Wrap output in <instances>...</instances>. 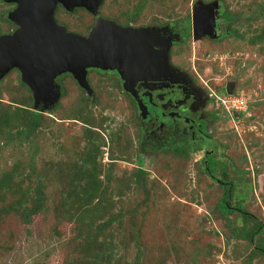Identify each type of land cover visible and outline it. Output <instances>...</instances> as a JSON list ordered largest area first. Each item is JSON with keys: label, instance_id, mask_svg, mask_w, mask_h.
<instances>
[{"label": "rangeland", "instance_id": "1", "mask_svg": "<svg viewBox=\"0 0 264 264\" xmlns=\"http://www.w3.org/2000/svg\"><path fill=\"white\" fill-rule=\"evenodd\" d=\"M197 3L216 5L222 34L184 30ZM7 9L0 0V35L13 29ZM98 14L177 33L169 64L210 98L212 140L199 148L213 150L211 173L171 134L146 142L129 97L93 71V99L60 76L56 106L17 138L35 110L12 70L0 80V180L13 174L19 190L0 187V264H264V0H103ZM54 17L81 37L94 25L84 8ZM27 189L26 207L41 209L25 221L16 204Z\"/></svg>", "mask_w": 264, "mask_h": 264}, {"label": "water", "instance_id": "2", "mask_svg": "<svg viewBox=\"0 0 264 264\" xmlns=\"http://www.w3.org/2000/svg\"><path fill=\"white\" fill-rule=\"evenodd\" d=\"M3 1L17 3L9 18L18 29L11 35H0V80L10 70L17 69L22 83L32 93L36 111H48L56 106L61 87L55 80L63 74L71 75L92 98L86 78L88 69L117 70L125 79V72L129 70L126 65L152 56V42L157 33L153 27L123 28L113 21L97 17L88 36L81 37L66 32L54 21L57 3L68 11L81 7L97 16L103 0ZM215 19V4H195L191 15L193 38L213 36ZM168 50L169 44L155 55L157 59L153 62L159 63L163 70L175 73L166 64Z\"/></svg>", "mask_w": 264, "mask_h": 264}, {"label": "flooded vegetation", "instance_id": "3", "mask_svg": "<svg viewBox=\"0 0 264 264\" xmlns=\"http://www.w3.org/2000/svg\"><path fill=\"white\" fill-rule=\"evenodd\" d=\"M1 1L8 7L7 20L13 25V29L9 33L3 35H11L18 29V26L9 18V15L16 10L17 3L6 2L3 0ZM58 7L66 10L61 4L57 3L53 18L57 25L63 27L58 22H56L54 17ZM75 8L78 7H74L71 11H73ZM97 17L105 19L102 18L97 12V16H94V24ZM219 19L220 18L216 14L214 34L217 36L222 34V28L225 27V22L222 23L219 21ZM188 22L192 24L191 18L186 20L183 26L184 30L188 28ZM119 26L123 28L127 27L123 25ZM153 28L157 29V33H155L156 37L152 42V56H148V58L146 57L142 60V62H139L141 65L139 63L126 65L129 70L125 72L127 73L125 75V79L123 78V75L121 76L120 73L117 72V70L110 69H88L87 76L90 71H93L101 75H109L114 79L113 81L115 85L120 88L131 100L132 106L134 107L135 123L137 126H139L146 142H148L149 139H169L168 134H171L170 136L177 139L173 142L191 145L193 147L195 146L196 150L199 149L203 152V155L213 157V150H202L199 148V146L203 143H210L212 140L207 132V114L204 113L203 110V108L206 106H208L206 107L207 112L208 108L210 109V98L204 94V91H202V89H200L197 84H195L192 80H189L180 69L174 68L169 64V52L173 48L174 41L179 38L177 33L173 32L172 28L168 26H159ZM167 44H169V50L166 64L169 68L171 67L175 73H171L169 71L167 72L159 67V63L153 62V59H157L155 55H159L162 52L164 46ZM142 64L144 67H140ZM59 77H57L56 80ZM56 80L55 83L58 84ZM209 115L210 119H213L211 118L212 114ZM162 142L163 141H161V143ZM194 153L195 151L193 154Z\"/></svg>", "mask_w": 264, "mask_h": 264}, {"label": "trees", "instance_id": "4", "mask_svg": "<svg viewBox=\"0 0 264 264\" xmlns=\"http://www.w3.org/2000/svg\"><path fill=\"white\" fill-rule=\"evenodd\" d=\"M23 85L26 86L24 83H23ZM43 112H47V111H43ZM24 113L27 114L26 123L24 125V128L21 129V130H16L14 132V135L16 134L17 138L22 137V139L27 140V139H30V135H32V133L36 129V126L39 124L41 114L38 111H36V110L35 111L24 110ZM3 118H4L3 114H0V126L2 125L1 124V119L3 121ZM7 121L8 120H5V122H7ZM201 153H203V152L198 149V150L195 151L194 155H200L201 156ZM202 158H203V161H204L203 165H204L205 172L207 174H210L211 173V169H212L211 168V163L213 162V157L212 156H208V155H203V156H201V159ZM13 177H14L13 174H10V173L6 174L4 176V178L0 180V187H5V185H6V186H8V189H7L8 191L13 190L14 188L19 190V187H17V185H15V184L12 185ZM40 189H41L40 187H37V188H34L33 190L40 191ZM30 190L31 189L25 190L23 195L19 198V200H18V202L16 204L17 206H21V208H23L22 209V215H23L25 221L31 220L32 217L34 215H36L41 209V205L38 202H34V203H36L34 205V207L33 206L26 207V204H32L33 203V202L27 203L28 200H25V198L28 195L32 197V194H33L32 191L33 190H31V191ZM219 207L225 213H229L230 212L228 210L229 207H228L227 202H220L219 203ZM6 209H10V207L6 208ZM100 230L101 229H99V231ZM261 232H262V228L260 226H258V228L256 229V233H261ZM262 248H264V246H262ZM108 264H111V263H108Z\"/></svg>", "mask_w": 264, "mask_h": 264}]
</instances>
